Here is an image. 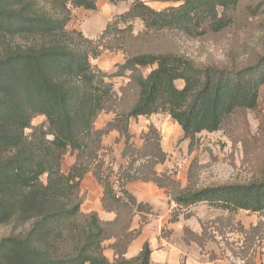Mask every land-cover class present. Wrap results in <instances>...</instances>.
<instances>
[{
    "label": "trees",
    "instance_id": "1",
    "mask_svg": "<svg viewBox=\"0 0 264 264\" xmlns=\"http://www.w3.org/2000/svg\"><path fill=\"white\" fill-rule=\"evenodd\" d=\"M154 1L173 5L157 9L132 0L99 37L90 38L68 24L73 9L97 10V0H0V227H10L0 239V264H158L149 241L138 255L127 256L153 209L128 189L134 181L165 189L176 203L170 222L181 214L190 218L193 213L184 211L200 202L232 214L264 212V171L248 183L183 187L157 169L168 158L157 125L151 122L142 132V145L134 142L133 119L168 113L193 150L199 133L225 130L241 112L258 109L263 96L264 54L232 70L198 66L148 44L170 31L221 33L235 24L245 0ZM138 19L144 29L136 34ZM104 50L124 53L116 71L92 63ZM147 67L152 69L145 75ZM117 77L128 78L119 92ZM103 113L113 117L100 128ZM41 115L46 123L34 125ZM114 131L124 138L125 162L117 172L104 158L103 139ZM67 153L75 161L65 172ZM90 172L103 187V209L115 214L111 220L82 208L81 183ZM136 215L139 228L133 227ZM184 239L205 243L203 234L187 228Z\"/></svg>",
    "mask_w": 264,
    "mask_h": 264
},
{
    "label": "rangeland",
    "instance_id": "2",
    "mask_svg": "<svg viewBox=\"0 0 264 264\" xmlns=\"http://www.w3.org/2000/svg\"><path fill=\"white\" fill-rule=\"evenodd\" d=\"M97 1V10L73 9V18L68 26L82 30L90 38H97L107 24L129 9L132 3V0ZM146 1L157 9L173 5ZM251 6L255 8L251 9ZM134 26L136 34L144 29L139 19L134 21ZM148 44L185 55L202 67L232 70L246 68L264 54V0H245L238 8L235 24L221 33L198 36L170 31L159 38L150 39ZM91 61L102 70L114 72L117 64L124 61V53L121 50H104ZM151 69L144 68L143 73L147 75ZM127 81V77L114 78L116 90L119 92ZM176 84L182 87L184 81L177 80ZM239 116L227 124L225 130L199 133L198 146L193 150L190 149L189 140L184 138L181 126L168 113L140 116L131 121L130 128L134 142L140 146L143 143L141 134L149 123L157 125L163 136V148L168 153L166 162L157 166L159 172L172 174L183 187L191 185L203 188L248 183L260 177L264 171V88L258 109H248ZM112 117V113L101 114L97 126L103 127ZM43 123H46L43 115L33 120L34 125ZM103 144L106 165L117 172L125 162L121 155L124 138L114 131L104 137ZM74 161L75 157L71 153L64 156L65 172ZM141 184L142 181H134L127 186H131L132 190L138 188V199L149 202L153 209L144 215L147 222L142 226L141 234L132 242L130 255L138 254L144 242L149 241L155 258L159 259L163 254L168 258V264H176L178 258L189 264H264V212L238 210L232 214L200 202L184 211L193 213L190 218L181 214L179 221L170 222L176 203L165 189L155 184L141 188ZM81 188L84 196L83 210L103 211V187L91 172L83 178ZM227 217L231 223H227ZM141 220V216L136 215L133 227L139 228ZM254 227L258 229L256 232L253 231ZM186 228L203 234L204 245L186 241ZM9 232L10 227H0V239ZM111 242L109 240L106 244ZM181 250L186 253L183 254ZM106 254L111 259L114 256L110 248Z\"/></svg>",
    "mask_w": 264,
    "mask_h": 264
},
{
    "label": "crops",
    "instance_id": "3",
    "mask_svg": "<svg viewBox=\"0 0 264 264\" xmlns=\"http://www.w3.org/2000/svg\"><path fill=\"white\" fill-rule=\"evenodd\" d=\"M130 184V183H129ZM151 184H154V183H152V182H142V184H141V188H144V187H152V186H148V185H151ZM128 187V189L130 190V191H132L136 196H137V198H138V194H139V192H138V188H136V189H134V190H132V188H131V186H127ZM143 201H145V200H143ZM102 209H103V207H102ZM86 211H90V210H86ZM99 213H100V215H101V217L102 218H104V219H108V220H111V219H113L114 217H115V214L113 213V212H107V211H105L104 209H103V211H100V210H97ZM143 247V246H142ZM140 249H142V248H140ZM141 251V250H140ZM182 251V253L183 254H185L186 252L185 251H183V250H181ZM131 252V245H130V247H129V250H128V253H127V256L128 257H133V256H136V255H138V254H135V255H130L129 253ZM182 257H185V255H183ZM152 259H153V261L154 262H156V263H158V264H168L167 263V261H168V258H166V256H164L163 254H161L160 255V257H159V259H156L155 258V255H154V253H152ZM180 258H178V260H177V263L176 264H181L182 262H181V260H179ZM187 263V262H186ZM187 264H189V263H187Z\"/></svg>",
    "mask_w": 264,
    "mask_h": 264
}]
</instances>
